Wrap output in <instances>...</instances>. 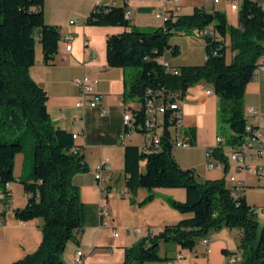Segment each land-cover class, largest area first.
<instances>
[{"label":"trees","instance_id":"16d2710c","mask_svg":"<svg viewBox=\"0 0 264 264\" xmlns=\"http://www.w3.org/2000/svg\"><path fill=\"white\" fill-rule=\"evenodd\" d=\"M44 6L45 0H0V190L10 199L6 185L18 182L15 157L28 152L32 172L29 178L19 180L28 195L27 203L15 209L14 215L21 222L41 220L43 233L38 249L13 264H67V244L77 240L87 210L73 182L76 174L88 171L84 156L73 135L55 127L48 113L47 92L30 74L38 43L44 62L53 65L62 40L60 27L46 22ZM238 15V23L231 24L220 10L197 8L192 14L170 18L160 27L138 28L131 24L125 7L113 5L97 6L86 19L87 25L126 28L107 37V62L111 68L128 71L125 99L141 102L140 109L132 110L136 130L143 132V125L146 130L148 90L167 102L161 148L153 152L138 146L125 148L126 189L136 193L138 189L151 192L173 187L187 193L185 201L168 202L190 216L139 239L126 250L124 264L165 262L169 258L161 255L162 245L194 250L200 240L224 228L241 231L238 264H264V226L257 209L244 194L234 196L225 178L200 183L193 169L181 168L170 140L175 123L170 105L179 103L201 81L211 84L219 98L220 127L227 123L230 128L229 135L220 132L226 144L237 147L248 136L244 98L247 85L264 65V7L259 0H243ZM193 31L204 34V64L170 68L160 62L167 51L175 56L180 53L179 47L172 45V37ZM189 132L194 136L193 130ZM213 155L227 172L228 160L222 149L215 148ZM153 198L149 195L138 204Z\"/></svg>","mask_w":264,"mask_h":264},{"label":"crops","instance_id":"0c3cea01","mask_svg":"<svg viewBox=\"0 0 264 264\" xmlns=\"http://www.w3.org/2000/svg\"><path fill=\"white\" fill-rule=\"evenodd\" d=\"M259 1L264 7V0ZM114 3L115 6L125 7V11L129 12L131 24L138 28L162 26L164 22L157 17V11L163 9L175 10L179 15L192 14L197 8L207 12L220 10L227 15L231 24H237L239 19L238 12L232 11L226 0H220L219 3L214 0H171L169 3L163 0H45L46 22L60 27L62 40L59 42L53 65L44 62L42 48L37 45L36 62L31 67L30 74L47 92L48 113L55 127L72 135L78 134V138L73 139L80 147V154L84 156L88 167L87 172L78 173L73 179L87 210L85 225L77 240L67 244L64 253V261L67 264H74L78 249L85 253V264H124L126 250L139 239L158 234L165 226L177 224L190 216L181 214L168 202V199L185 201L187 193L184 188L162 187L151 192L138 189L136 193L127 190L126 196H118L117 192L113 191V188L126 189V146H138L140 149L145 146L143 132H138L135 127L129 130L123 141L120 138L124 129V114L127 111L133 112V109H140L141 102L137 98L125 99L128 71L111 68L107 62V37L123 33L126 28L86 24V19L94 8L113 6ZM72 21L74 23H71ZM68 34L74 36L70 52L67 51L64 41ZM203 36L204 34L193 31L172 37L171 43L179 47L180 53L175 56L171 51H167L160 58V62L170 68L204 64L207 53ZM261 66L246 87L244 107L248 126L264 133V68L261 69ZM84 75L93 80L96 92L102 96L105 114L99 108L76 106L83 92L81 87L74 84V80ZM218 103L219 98L213 86L205 81L197 83L187 91L179 104L183 111V127L191 135L189 130H193L194 143L190 148L174 150V156L181 168L195 171L200 183L225 178L227 185L231 187L233 183L230 177L235 176L245 184L242 194L246 196L250 175H255L253 172L238 170V164L233 162L234 171L226 177L228 174L226 175L224 164L213 155L221 171V177L216 178L207 165L208 151L216 147V139L220 135ZM249 108H254L256 114L249 115ZM219 148L226 155L229 170L230 146L225 142ZM102 161H106L110 167V171L103 173L107 193L102 190L95 176L96 167ZM23 163V154H17L14 175L18 182L9 185L10 201L0 200V219L3 220L0 225V264H13L33 254L43 239L41 220L21 222L16 220L14 215L15 209L24 207L28 198L19 180L30 177L32 164L30 160V168L25 171ZM247 163L257 167L262 160L253 158ZM149 195L154 198L140 206L138 203ZM102 203L107 204L110 209L106 226L102 225L100 217L99 209ZM240 235L239 229L224 228L211 233L207 243L200 240L194 250L172 244L162 245L161 255L169 259L156 264H226L229 255H240ZM224 250L230 254L227 253V256Z\"/></svg>","mask_w":264,"mask_h":264},{"label":"built area","instance_id":"2783aa9c","mask_svg":"<svg viewBox=\"0 0 264 264\" xmlns=\"http://www.w3.org/2000/svg\"><path fill=\"white\" fill-rule=\"evenodd\" d=\"M165 3H169L171 0H163ZM230 4V8L232 11L240 10L243 0H226ZM215 3H219L220 0H214ZM115 5V3H114ZM178 13L175 10L171 9H163L157 11V17L162 19L165 23L172 17L177 16ZM71 23H74L72 21ZM74 40V36L72 34H68L64 37V41L66 43V49L68 52L72 49V43ZM264 66H261V69ZM74 84L81 87L83 95L80 100L76 102V106L79 108H99L102 110V113L105 114L106 110L103 108V100L102 96L99 95L93 83V80L84 75L81 78L75 79ZM145 99H151V113L152 119H154V132H144V125H143V135L145 139V146L143 151L145 152H153L157 151L161 148L162 142V135L164 132V117H163V106L167 105V102L164 101V98L159 95V93H155L152 90H148V94L146 95ZM249 115H255L256 111L254 108H249L248 110ZM163 117V123H159V117ZM183 111L182 106L176 102V111H173L172 119L174 120V125L171 126L170 130V140L173 146V149H187L193 146V136L189 134L186 129L183 127L182 121ZM124 119H130V126H124L120 134V138L123 141L126 137V134L131 130L134 126V114L133 112L127 111L124 114ZM74 139L78 138V134L73 135ZM216 147H220L222 144L225 143V138L221 135L217 136L216 139ZM214 148V149H215ZM211 149L208 151V160L207 164L209 168L219 167V164L213 160V150ZM231 151L229 153V160L231 162H235L238 164V170H247L253 172L260 180L264 179V133L255 130L252 127L251 132H249L248 136L245 138L244 142L237 146V147H230ZM253 158H258L262 160V163L257 167H252L247 162L251 161ZM104 171H110V167L106 161H102L96 167V179L99 181L102 190L107 193L108 188L104 185ZM230 181L233 183L231 186L232 193L234 196H239L243 193L245 184L241 181H238L235 176L230 177ZM10 183L6 185L9 188ZM114 192H117L118 196H126L127 189L123 188L121 190H116L113 188ZM0 200H5L7 202L10 201L7 198L6 194L0 190ZM100 217L102 218V225L106 226L107 220L110 217V209L108 208L107 204L102 203L100 204ZM259 217H264V207H259ZM3 223V220L0 219V225ZM117 235V233H115ZM204 243L208 242V238L203 239ZM84 251L78 249L75 255V262L74 264H85L84 261ZM241 260L240 255L238 254H231L227 258L226 264H238Z\"/></svg>","mask_w":264,"mask_h":264},{"label":"rangeland","instance_id":"374dc122","mask_svg":"<svg viewBox=\"0 0 264 264\" xmlns=\"http://www.w3.org/2000/svg\"><path fill=\"white\" fill-rule=\"evenodd\" d=\"M38 46H39V48H41L39 43H38ZM159 123L160 124L163 123V117L162 116L159 117ZM220 132L223 135H229L230 134L229 125L227 123H222L221 127H220ZM21 154H23V157H24L23 168L26 171L28 169V167L30 168L31 157H30V155H28V152L21 153ZM213 160L215 162H217V160H215L214 158H213ZM232 164H233V162H231L230 168L226 172V175L228 174V176H226V177H229L234 171V168H233ZM212 169H211V171H212L211 173H212V175L214 177H216V178L221 177V176H219L221 174V171H219L218 167H215V168H212ZM237 174H239V172H237ZM250 177H251V179L249 180L250 186L246 187L247 195L245 197L247 199V202L250 205H252V206L264 207V190H263L264 179L263 180H258V177L253 175V174L250 175ZM259 207L257 208L258 210H259ZM258 219L260 221V224L262 226H264V217H259Z\"/></svg>","mask_w":264,"mask_h":264},{"label":"bare ground","instance_id":"6f19581e","mask_svg":"<svg viewBox=\"0 0 264 264\" xmlns=\"http://www.w3.org/2000/svg\"><path fill=\"white\" fill-rule=\"evenodd\" d=\"M146 120H145V132H154V119H152V113H151V99H146ZM170 109L172 111H176V103L170 105ZM167 111V107L163 106V116ZM124 126H130V119H124ZM252 127L247 126V131L251 132ZM257 209V208H256ZM257 213L259 215V210L257 209Z\"/></svg>","mask_w":264,"mask_h":264}]
</instances>
